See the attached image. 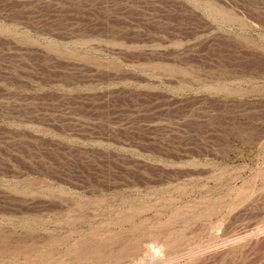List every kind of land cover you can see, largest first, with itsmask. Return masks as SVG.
Returning <instances> with one entry per match:
<instances>
[{
    "label": "rangeland",
    "instance_id": "rangeland-1",
    "mask_svg": "<svg viewBox=\"0 0 264 264\" xmlns=\"http://www.w3.org/2000/svg\"><path fill=\"white\" fill-rule=\"evenodd\" d=\"M0 264H264V0H0Z\"/></svg>",
    "mask_w": 264,
    "mask_h": 264
}]
</instances>
